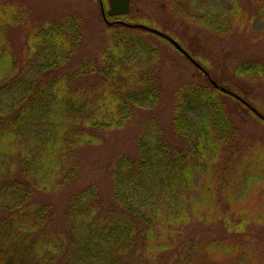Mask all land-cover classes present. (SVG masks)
I'll list each match as a JSON object with an SVG mask.
<instances>
[{
	"label": "trees",
	"instance_id": "trees-1",
	"mask_svg": "<svg viewBox=\"0 0 264 264\" xmlns=\"http://www.w3.org/2000/svg\"><path fill=\"white\" fill-rule=\"evenodd\" d=\"M103 1L97 2L99 21L111 46L94 70L95 87L84 79L82 65L68 71L83 43L79 17L27 33L21 59H15L6 36L16 15L0 3V264H251L249 251L254 260L257 251L252 236L264 231H251L245 214L236 216L228 207L239 198L247 174L255 182L264 172V161L248 162L241 146L242 135L254 136L245 127L264 125L258 116L264 114L239 89L250 91L242 79L236 91L212 75L207 63L201 62L200 80L193 78L176 93L171 130L179 147L165 142L158 127L147 126L136 158L121 156L107 167L111 200L93 186L81 190L84 184L70 195L65 184L77 176L79 151L108 141L133 111L155 109L162 95L154 78L159 51L147 39L155 38L133 27L147 23L127 21L129 14L105 22ZM168 1L171 13L187 12L188 24L218 38L251 16L264 19V0L255 10L246 0H220L226 7L218 1L214 10L210 0ZM152 29L181 48V41H190ZM253 41L264 45V30ZM184 51L197 62L198 56ZM234 73L264 75V64L249 60Z\"/></svg>",
	"mask_w": 264,
	"mask_h": 264
},
{
	"label": "rangeland",
	"instance_id": "rangeland-1",
	"mask_svg": "<svg viewBox=\"0 0 264 264\" xmlns=\"http://www.w3.org/2000/svg\"><path fill=\"white\" fill-rule=\"evenodd\" d=\"M2 1L3 4L8 5L4 0H0V3ZM218 1L220 0H210L209 6L211 10L217 9L215 7L220 2L222 3L221 7H226L225 3ZM246 1L250 3L247 7L255 10L258 0ZM7 2L10 5L12 4L11 6L8 5L9 8H12V13L10 14L16 15L15 25L10 27L6 36V41L15 59H21L20 56L24 47L23 38L27 33L48 22L60 21L66 16L79 17L83 27V43L78 53L71 59L68 71H70V67L73 70L82 65L86 68V71L83 72L85 74L84 79L95 83L94 87L99 86L97 74L94 70L96 68L99 70L102 53L111 44L108 42V33L106 34L104 26L99 21L101 16L98 10V0H7ZM150 3L156 4L154 7H150ZM101 5L106 12L108 10L107 0H104ZM161 5H164V7L162 8ZM58 7L61 8L58 9ZM170 7L173 6L168 0H132L127 21H136L137 24L144 21L147 23L146 26L162 28L170 36L181 35L183 39L189 38L190 41H181L182 48L199 57L196 63L199 66L201 65V68V62L207 63L210 66L209 69L212 75L216 78H223L226 80L227 86L234 88L236 91H238V80L242 79L240 81L250 91L244 88L239 89L249 93L253 106L264 114V75L237 77L234 73V68L237 65L249 60L264 64V45L261 42L254 43L253 41V36L256 37L264 30V19L259 15L251 16L246 24L237 25L238 29L236 31L234 29L230 36L218 38L208 30L202 29V27H197L193 23L188 24L186 21L189 18V14L187 12L179 16L171 13L172 9ZM234 33L239 36H234ZM246 35L250 39L245 37ZM152 37L155 39L150 36L147 39L159 51V60L155 64L158 69L154 76L155 82L162 93L158 107L151 111H133L128 124L120 131L110 135L108 141L106 140L99 145L89 146L85 150H80L77 154V163H79L77 176L71 182L65 184L69 185L70 193L73 192V187L84 184L80 187L81 190L88 186H93L99 195L102 194L103 198L111 200V186L109 173L106 172L107 167L110 170L111 164L115 163L121 156L136 158L139 136L146 134L147 126L154 125V128L158 127L159 130L161 129L163 139L171 147L180 146L179 140L173 137L171 130L172 109L176 102V93L180 87L187 82H191L193 78H195V81L200 80L198 73L205 70L202 68L199 71L192 66L170 44L165 43L164 39L154 35ZM220 49L223 50L221 51ZM75 91L79 92L80 90L75 89ZM245 129L250 132V135L252 130L254 136L251 135V137L247 138L242 135L245 140L242 141L241 146L245 148V152L248 151L244 159H247L248 162H253L255 159L264 161V125L258 122V125H247ZM153 132L154 129L152 128L147 137L152 136ZM91 169L95 173L92 177L88 173ZM233 169L234 164L232 163L229 166L227 175L230 176ZM245 177L247 181L244 183L242 191L238 192L239 198L228 208L236 216L245 214L246 224L251 231L257 228L264 231V172H258L255 182L249 180L248 174ZM61 189L62 187L54 192L56 197L60 196ZM37 195L43 194L38 193ZM70 195L72 196V193ZM218 212L221 213L222 211L219 209ZM260 215L261 217H259ZM253 234L251 233V235ZM252 237L255 241V245L252 248L257 251L255 253L256 260H254L253 254L249 251L250 263L264 264V232L261 237ZM174 241L177 244L179 240L174 237Z\"/></svg>",
	"mask_w": 264,
	"mask_h": 264
},
{
	"label": "water",
	"instance_id": "water-1",
	"mask_svg": "<svg viewBox=\"0 0 264 264\" xmlns=\"http://www.w3.org/2000/svg\"><path fill=\"white\" fill-rule=\"evenodd\" d=\"M107 2L109 5V9L106 13L103 11L102 5H100L101 15H102V18L105 22H106V17H108V18L120 17V16H125L129 13L130 0H107ZM133 27L140 29V30H143L145 32H148L150 34L156 35V36H158L164 40H167L180 54L187 57L195 65V67L197 69L202 70V68L197 63H195L192 59H190L188 54L175 41H173L172 39H170L169 37H167L163 33L158 32V31L153 30V29H150V28H147L145 26H141V25H137V26H133ZM211 84L215 88H218V85L214 81H211ZM221 90L225 91L223 88ZM232 95L236 99H239L236 95H234V94H232ZM258 116L264 120L263 117H261L260 115H258Z\"/></svg>",
	"mask_w": 264,
	"mask_h": 264
}]
</instances>
